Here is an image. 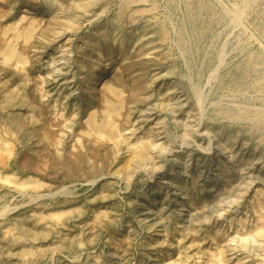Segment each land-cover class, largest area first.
<instances>
[{"label": "rangeland", "instance_id": "374dc122", "mask_svg": "<svg viewBox=\"0 0 264 264\" xmlns=\"http://www.w3.org/2000/svg\"><path fill=\"white\" fill-rule=\"evenodd\" d=\"M118 4L0 0V264H264V0Z\"/></svg>", "mask_w": 264, "mask_h": 264}, {"label": "bare ground", "instance_id": "6f19581e", "mask_svg": "<svg viewBox=\"0 0 264 264\" xmlns=\"http://www.w3.org/2000/svg\"><path fill=\"white\" fill-rule=\"evenodd\" d=\"M150 0H119V4H118V7L116 8V10H115V16H114V18L111 20V22L112 23H116L117 24V21H119V20H121L122 19V17L124 16V14L126 13H128L129 15H128V19H130V21H133V22H135V23H137L136 24V27H137V29H147V27L149 26V24L148 25H146V24H144V22L143 21H136V14H137V12L139 11V10H141L140 8H141V6L140 5H142V4H146L147 2H149ZM137 5V6H136ZM55 6H56V8H58V5L57 4H55V3H53V4H51V7H52V9H55ZM132 6H136V8H132L131 9V11H126V9L127 8H131ZM150 6H155V2L153 1V3L151 2V4H150ZM54 7V8H53ZM79 8V7H78ZM154 8V7H153ZM153 8H151V9H153ZM148 9V8H147ZM149 9H150V7H149ZM237 12V11H236ZM64 20H66V21H68V22H72V20H70L69 18H65ZM146 23V22H145ZM162 23V22H161ZM159 36L162 38V39H164L165 38V36H166V34H167V27L165 26V24H163L162 23V25H160L159 27ZM113 31V30H112ZM116 31V30H115ZM99 33V32H98ZM100 34V33H99ZM145 36V38H143V40H142V44H143V46H148V45H150L149 46V48H154L151 44L152 43H154L153 42V39H151L149 36H146V35H144ZM183 39V38H182ZM182 41V40H181ZM152 42V43H151ZM182 43V42H181ZM185 46V45H184ZM153 51V50H152ZM142 89V88H141ZM137 90H139V88H137ZM200 107V106H199ZM247 111V110H246ZM247 112H249V111H247ZM244 113H246V112H244ZM243 113V114H244ZM263 113V112H262ZM240 114H242V113H240ZM250 114V113H249ZM248 116V115H247ZM238 118H239V116H238ZM130 137V136H129ZM133 138V137H132ZM126 140H127V138H125ZM136 139V138H135ZM134 139V140H135ZM127 141H129V139L127 140ZM148 141H151V140H146V139H137L136 141H135V143L134 144H132V147L134 148V149H137V150H143L144 152H145V150L147 149V143H148ZM150 143V142H149ZM152 143V142H151ZM130 146V145H129ZM131 147V148H132ZM132 148V149H133ZM138 153H140V152H138ZM141 154H143L142 152H141ZM139 155V154H138ZM136 156V155H135ZM135 156H133V157H135ZM141 156V155H140ZM261 206V205H260ZM261 208V207H260ZM260 210V209H259ZM263 211V210H262ZM257 212V211H256ZM264 212V211H263ZM259 215V214H258ZM257 215V216H258ZM260 216V215H259ZM260 217H262V216H260ZM259 218V217H258ZM262 220V219H261ZM259 222V221H258ZM259 227H260V225H259ZM263 229V232H264V223L262 224V226H261V230Z\"/></svg>", "mask_w": 264, "mask_h": 264}]
</instances>
